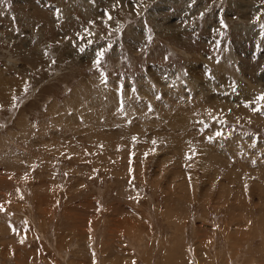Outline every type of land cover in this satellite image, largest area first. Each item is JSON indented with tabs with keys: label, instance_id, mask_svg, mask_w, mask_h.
Instances as JSON below:
<instances>
[{
	"label": "rangeland",
	"instance_id": "1",
	"mask_svg": "<svg viewBox=\"0 0 264 264\" xmlns=\"http://www.w3.org/2000/svg\"><path fill=\"white\" fill-rule=\"evenodd\" d=\"M261 93L264 0H0V264H264Z\"/></svg>",
	"mask_w": 264,
	"mask_h": 264
},
{
	"label": "bare ground",
	"instance_id": "2",
	"mask_svg": "<svg viewBox=\"0 0 264 264\" xmlns=\"http://www.w3.org/2000/svg\"><path fill=\"white\" fill-rule=\"evenodd\" d=\"M99 50H101L100 48L97 50L98 52L95 54V55H97L98 53H99ZM218 69L216 70V72L215 71H211V70H209L207 73H205L204 75H210V76H208L209 77V80L212 82V80H220V82H226V79L227 78H225V80L223 79L224 78V76H223V74H218ZM166 74H168V73H166ZM174 76H175V74L172 72L171 73V75H168V76H166V77H163L164 78V80H163V83H167V84H165V87H164V89L163 90H166V91H168V87H174V89H175V92H178L179 90H181V89H179V86L181 85V82L180 81H174ZM195 76V75H194ZM193 76V78L192 79H189V80H191V82H190V84H189V88L190 89H195V95L196 96H200L201 97V95H202V92H204L203 90H204V87H203V81H196V79H195V77ZM162 78V79H163ZM207 79V78H206ZM158 80V79H157ZM178 80V79H177ZM180 80V79H179ZM171 82V83H170ZM207 82H209V81H207ZM206 82V83H207ZM218 83V82H217ZM228 83V82H227ZM168 84H171V85H168ZM201 84V85H200ZM209 84V83H208ZM213 84H215V83H213ZM213 84H211V85H213ZM221 85V84H220ZM182 86V85H181ZM212 88V87H211ZM223 88V87H222ZM197 90V91H196ZM168 93H169V91H168ZM207 93V92H206ZM210 93H211V91H210ZM209 93V94H210ZM208 95V94H207ZM202 96H204V95H202ZM239 96H241V93L239 94ZM238 96V97H239ZM163 97H165V98H167V96L166 95H163ZM181 97V96H180ZM217 96L216 95H214L213 93H211L209 96H206V101H209V102H211V101H213L215 98H216ZM195 98V97H194ZM198 99H200V98H198ZM167 100V99H166ZM154 102V101H153ZM213 108H216V109H220L221 108V106L220 105H217V104H214L213 105Z\"/></svg>",
	"mask_w": 264,
	"mask_h": 264
},
{
	"label": "snow or ice",
	"instance_id": "3",
	"mask_svg": "<svg viewBox=\"0 0 264 264\" xmlns=\"http://www.w3.org/2000/svg\"><path fill=\"white\" fill-rule=\"evenodd\" d=\"M109 19H110V17H109ZM81 51H83V49H81ZM98 56H99V54H98ZM258 100H264V93L260 94V96L258 97ZM216 135L219 136V135H221V133L217 132ZM133 139H135V137H133ZM208 139H209V141H211L213 139V137H208ZM153 143H155V141ZM145 155H147V154H145ZM0 210H3V209H0Z\"/></svg>",
	"mask_w": 264,
	"mask_h": 264
}]
</instances>
